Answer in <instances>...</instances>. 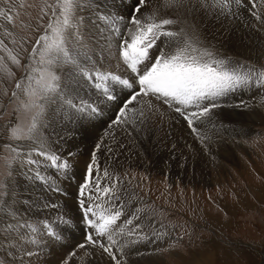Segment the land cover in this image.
<instances>
[{"label": "snow or ice", "instance_id": "obj_1", "mask_svg": "<svg viewBox=\"0 0 264 264\" xmlns=\"http://www.w3.org/2000/svg\"><path fill=\"white\" fill-rule=\"evenodd\" d=\"M0 4V19L12 25L11 0H0ZM161 7L168 10L164 16ZM262 8L264 0H163L162 4L154 0H113L111 4L108 0H54L49 4L45 0L42 11L48 23L28 53L25 75L11 92L20 101V109L33 113L26 132L19 124L8 125L11 140L27 143L0 145L14 154L5 164L6 178L0 181V256L4 257L0 264H17L20 252L30 260L56 246L68 249L61 264L81 255L88 264H101L106 258L108 264H122L127 259L125 249L130 252L132 245L147 238L138 223L145 210L136 208L125 216L118 187L121 180L101 169L97 159L103 137L111 135L115 147L122 149L125 145L117 140L116 130L142 141L154 123L167 118L170 124H182L211 156L212 146L228 131L216 110L225 106L229 96L264 89V67L220 55L214 45L203 46L197 21L218 24L228 33L241 26L252 28L241 19L247 14L257 22L256 30L264 31ZM0 28V52L6 53L0 56V66L14 76L6 59L21 65L20 53L13 54L9 47L17 43L15 33L3 25ZM8 38L12 39L6 43ZM105 52L114 54V63L108 62L111 71L104 62ZM117 67L120 71L114 74ZM228 106L248 107L243 100ZM105 113L112 114L107 121ZM97 122L106 126L77 181L79 215L65 218L61 214L55 222L40 217L38 209L58 205L50 199L43 205L21 201L17 191L21 178L67 195L62 185L71 187L77 180V153L71 148L61 151V145L70 144L78 128L95 127ZM53 125L61 126L55 141L51 133L45 135ZM45 163L57 170L60 184L53 185L51 177L42 174ZM73 227L80 228L82 242L72 243ZM24 257L19 264H24Z\"/></svg>", "mask_w": 264, "mask_h": 264}, {"label": "rangeland", "instance_id": "obj_2", "mask_svg": "<svg viewBox=\"0 0 264 264\" xmlns=\"http://www.w3.org/2000/svg\"><path fill=\"white\" fill-rule=\"evenodd\" d=\"M47 3H54V0H47ZM44 5L45 0H11L13 24L8 25L3 19H0V25L11 29L15 33L13 38L17 41L16 44H11L9 40L12 38H8L6 43H9V47L13 49V54L18 52L21 56L20 66L14 65L6 59L7 67L12 69L15 73L14 76L7 75L3 67L0 66V145L18 143L11 140L8 128L10 123L19 124L25 132L31 123L33 113L20 109V101L14 100L11 97V92L16 90V82L25 75L24 65L27 63L28 53L48 23L49 17L45 16L42 11ZM2 6L0 4V7ZM263 9L260 10L264 11ZM167 11L161 10L160 14L164 16ZM41 17H43L42 20ZM241 19L245 23L250 19L254 21L247 14ZM202 26L205 36H202L203 32L199 33L200 39L206 38L208 47L214 44L215 52L231 58L237 56L264 64V56L258 58L252 54L253 52H251L252 55L249 53L248 55L246 52L233 50L234 47L225 42L227 37L218 24L205 23ZM254 30L255 28H253L251 36H255ZM2 32L3 29L0 28V38H3ZM0 56L6 57V53L0 52ZM241 100L247 102L249 108L228 106L237 105ZM224 104V107L216 111L221 114L226 127L229 125L227 122H238L235 126L229 125L230 130L228 131L239 135L235 136V140L240 142V150H237V156L233 160H230V157L224 159L225 161L220 158L227 167L217 173L213 166V171L209 173L210 177L214 175L212 180L210 178L202 180L198 177L197 179L187 178L181 173H176L174 176L168 174L164 170L171 164L170 158L167 156L158 161V169L152 167L151 163L149 166H143L139 162L126 164V159L133 158L137 152L134 146L138 148V145H148L149 138L137 141L116 130L117 140H122L125 145L124 148L119 149L115 147L116 141L111 135L103 137L102 130L106 125L97 122L93 128L87 124L83 128H78L76 138L70 144L61 145V151L71 148L77 153L74 161L77 180L72 182L71 187L62 185L67 188V195L47 192L46 186L21 178L17 190L18 198L21 201L28 200L30 203L39 202L41 205L48 203V199L56 202L58 207L55 209L37 210L40 217H47L52 222L60 220L61 214H64L65 218L78 216L79 211L75 200L77 181L90 160L89 155L92 149L103 137L97 159L102 169H107L110 173L112 172L111 174L114 173V176H119L121 183L118 187L122 192L120 203L124 205V213L130 215L137 208V204L140 205L139 208L146 209V214L141 212V220L138 223L141 224L147 238L132 245L130 252L125 249L128 256L122 264H135V262H137L136 264H264V137L256 135L252 138L250 136L256 130L255 128H261L264 132V96L255 94L253 98L245 96L242 99L228 97ZM111 115V113H105L104 120H108ZM251 118L253 119L251 120ZM249 122L254 127L252 132L245 131L246 128L241 125L244 123L246 125L243 126L249 128ZM71 127L77 128L76 125H71ZM49 129L46 130L45 135L51 133L50 139L55 141L57 135L61 134V126L53 125ZM21 143H27V141ZM129 146L134 149H128ZM108 147L113 148L111 153L107 151ZM216 147L212 146L210 157L217 154L216 152H220ZM7 150L10 149L7 148L1 152L0 146V181H4L6 178L9 169L5 164L14 155L13 153L4 155ZM131 154H133L132 157ZM79 157L82 158L81 162L77 161ZM204 170L207 171V168ZM101 173L103 176V172ZM42 174L51 177L53 185L60 184L56 178L57 170L48 166L47 163L43 166ZM0 214H3L2 211ZM60 227H64V225L60 224ZM156 232L160 235L157 236ZM78 241H83V234L80 228L73 227L72 243L75 244ZM31 247L34 248V246ZM152 250L157 252L154 251L153 255ZM67 252L68 249L56 246L51 253L45 250V253L39 257L36 255L31 257V263H29V258L24 257L23 252H20L16 261L19 264L20 257H24V264H61ZM85 259L81 255L74 260L70 259V264H84L85 262L88 264ZM1 261H4L3 256H0ZM101 264H108L107 258Z\"/></svg>", "mask_w": 264, "mask_h": 264}, {"label": "bare ground", "instance_id": "obj_3", "mask_svg": "<svg viewBox=\"0 0 264 264\" xmlns=\"http://www.w3.org/2000/svg\"><path fill=\"white\" fill-rule=\"evenodd\" d=\"M113 0H108V3L111 4ZM118 2V0H117ZM163 0H154V4H162ZM161 10H167L161 7ZM264 10V9H263ZM197 23H199L197 21ZM246 23H251L253 25L252 28H245V27H238L235 31H229L228 33H225V42L227 44L232 45L234 48L233 50H238L240 52H246L247 54H252L254 56H264V31H257V22L251 19L248 20ZM198 25V24H197ZM217 28V27H216ZM253 28L255 36H251ZM198 31L202 34V36H205V31L203 30L202 25H198ZM257 32V36H256ZM224 35V33H223ZM201 37V36H200ZM203 46L208 47V43L206 38L203 39ZM224 42V43H225ZM214 45V44H213ZM224 46V44H223ZM111 47H114V45H111ZM219 49V48H218ZM99 51V50H98ZM220 52V51H219ZM222 53V52H221ZM242 53V54H243ZM248 54V55H249ZM251 54V55H252ZM105 64L108 66L109 70H113L112 66L108 64L109 61H113V55H108L107 52H105ZM244 55V54H243ZM114 63V61H113ZM120 69L117 67L114 71V74H118ZM242 99V98H241ZM247 100V99H246ZM238 102V101H237ZM226 103V102H225ZM247 103V102H246ZM232 104V103H231ZM248 105V104H247ZM249 108V105H248ZM226 109V108H224ZM238 109V108H237ZM256 110V109H255ZM253 111V109H252ZM250 112V110H249ZM256 112V111H254ZM261 113V112H259ZM242 115V114H241ZM262 115V113H261ZM248 116V115H247ZM253 118H251L252 120ZM107 121V120H106ZM104 124V123H103ZM89 126V125H88ZM93 128V127H92ZM98 128V127H97ZM99 129V128H98ZM50 130V129H48ZM86 130V129H85ZM101 131V130H100ZM103 131V130H102ZM101 131V132H102ZM58 132V131H57ZM122 133V132H121ZM48 134V133H47ZM96 134V133H95ZM99 134V132H98ZM227 136L225 137V141L219 142L214 145V148H219L220 152H216L214 156L210 157L208 154H206L205 149L198 143L189 133L187 132L186 128L182 124H175V123H169L167 118H164L163 120H158L156 123L152 126V132L148 136L149 141L148 145H138L134 146L137 150V152L134 154L133 158L128 157L125 161L126 164L128 163H141L143 166H149L151 163L152 167H157L158 169V161L160 159H163L162 157L167 156L170 158L171 164L166 167L164 170L167 171L168 174L173 175L176 173H181L183 176L187 178L192 179H202V180H208L211 179L214 175L210 177L209 173L213 171L214 169L217 173L223 171L224 167H227L225 164L226 158L230 157V160H233L237 156V150H240V142H237L235 140V136L237 133L233 132H226ZM88 135V133H87ZM57 138V137H56ZM84 139V137H82ZM93 138V137H92ZM88 139V138H87ZM97 139V138H96ZM99 140V139H98ZM239 140V139H238ZM75 142V141H74ZM73 142V143H74ZM107 142V141H106ZM80 143V142H79ZM96 143V142H95ZM147 143V142H146ZM84 144V143H83ZM242 144V143H241ZM145 145V146H144ZM173 145L175 147L173 148ZM231 145V146H230ZM66 147V146H65ZM129 148L134 149L133 147L129 146ZM213 148V149H214ZM90 152V151H89ZM168 154V155H167ZM115 156V154H113ZM133 154L130 156L132 157ZM164 155V156H163ZM217 155V156H216ZM90 156V155H89ZM86 157V156H85ZM212 158V159H211ZM220 158H223V160H220ZM90 159V158H89ZM108 159V158H107ZM81 162L82 158H78L77 161ZM165 160V159H164ZM169 160V159H168ZM85 161V160H84ZM167 161V160H166ZM213 161V162H211ZM167 163V162H166ZM110 164V163H109ZM116 164V163H115ZM105 168V167H104ZM121 168V167H120ZM207 168V171L204 169ZM102 169V168H101ZM119 169V167H118ZM160 170V168H159ZM225 170V169H224ZM154 171V170H153ZM112 173V172H111ZM114 174V173H113ZM179 176V175H178ZM200 176V178H199ZM119 177V176H118ZM153 179V178H151ZM212 180V179H211ZM127 184V183H126ZM127 186V185H126ZM129 186V185H128ZM132 187V186H131ZM48 192V191H47ZM130 192V191H129ZM43 193V192H42ZM46 194V193H45ZM43 197V196H42ZM64 197V196H63ZM60 198V197H59ZM66 198V197H65ZM49 200V199H48ZM43 201V200H42ZM46 214V213H45ZM145 215V214H144ZM143 216V215H142ZM144 220V219H143ZM149 221V220H148ZM154 221V220H153ZM148 223V222H147ZM148 225V224H147ZM144 226V225H143ZM145 228V227H144ZM148 229V228H146ZM158 229V228H157ZM159 230V229H158ZM156 231V230H155ZM153 233V231H151ZM157 233V232H156ZM154 234V233H153ZM146 236V235H145ZM159 242V241H158ZM143 244V243H142ZM148 247V246H147ZM138 248V247H137ZM143 248V247H142ZM157 249V248H156ZM138 250V249H136ZM146 250V249H143ZM149 250V249H148ZM57 251V250H56ZM153 251V250H152ZM151 251V252H152ZM156 251V250H154ZM152 252V254L154 253ZM159 251V250H158ZM54 252V251H53ZM145 252V251H144ZM157 252V251H156ZM51 253V252H50ZM60 253V252H59ZM61 254V253H60ZM63 254V253H62ZM20 255V254H19ZM23 255V253H22ZM21 255V256H22ZM64 255V254H63ZM154 255V254H153ZM51 256V255H50ZM59 256V255H58ZM128 256V255H127ZM141 256V255H140ZM158 256V255H157ZM161 256V255H160ZM145 257V256H144ZM147 257V255H146ZM153 257V256H152ZM55 258V257H54ZM142 258V257H141ZM154 258V257H153ZM47 259V258H46ZM53 259V258H52ZM71 259V258H70ZM133 259V257H132ZM139 259V258H138ZM42 260V259H41ZM50 260V259H49ZM86 260V259H85ZM2 262V261H1ZM18 262V261H17ZM34 262V261H33ZM46 262V260H45ZM123 262V261H122ZM144 262V261H142ZM152 262V261H151ZM159 262V261H158ZM31 263V260L30 262ZM44 263V262H43ZM71 263V262H70ZM88 263V262H87ZM133 263V262H132ZM137 262H135L136 264ZM59 264V263H57ZM86 264V262L84 263ZM127 264V263H126ZM158 264V263H157Z\"/></svg>", "mask_w": 264, "mask_h": 264}]
</instances>
